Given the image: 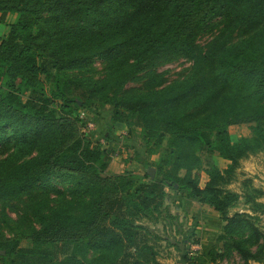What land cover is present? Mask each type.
I'll use <instances>...</instances> for the list:
<instances>
[{
	"label": "trees",
	"instance_id": "trees-1",
	"mask_svg": "<svg viewBox=\"0 0 264 264\" xmlns=\"http://www.w3.org/2000/svg\"><path fill=\"white\" fill-rule=\"evenodd\" d=\"M0 25V264H158L152 226L180 230L166 188L217 213L211 264H264V189L246 176L226 187L264 151V0H0ZM203 32L215 33L201 46ZM179 57L189 71L166 83L156 68ZM105 105L132 139L139 129L127 162L142 176L107 175L111 150L81 132L79 112ZM241 124L250 134L233 136ZM203 154L226 165L200 186Z\"/></svg>",
	"mask_w": 264,
	"mask_h": 264
},
{
	"label": "rangeland",
	"instance_id": "rangeland-1",
	"mask_svg": "<svg viewBox=\"0 0 264 264\" xmlns=\"http://www.w3.org/2000/svg\"><path fill=\"white\" fill-rule=\"evenodd\" d=\"M5 20H12L10 15L5 16ZM8 31V27L5 25H0V36H4ZM215 32H203L199 35L197 42L199 45L204 46L214 35ZM91 74L94 77H101L104 73V62L99 58H94L91 63ZM191 62L185 58L179 57L174 59L168 63L159 65L156 68L157 72H163L164 77L166 79V83L171 82L173 80L182 78L189 71ZM141 85V81H131L126 86H139ZM111 107L108 105L97 107L93 106L90 110H84L87 112L88 117L92 119L95 125V129L87 133L86 137L92 140L93 142L99 141L102 146L106 147V149L111 150V157L109 163L106 168L107 175H114L118 173H122L125 170H131L134 174L138 176H142L144 173V165L139 162H135L131 160L127 162V157L132 154V150L127 147V143H134L136 149L143 151L141 146V138L138 135L139 129L135 128V138L132 139L129 135H127V130L124 124L115 123L111 124L110 116H111ZM109 125V139H104L103 134ZM229 132L238 137L240 135H249L250 130L246 124L241 125H231L229 127ZM158 153L151 155H143V159L145 160H156L158 158ZM203 166L199 171V184L202 186L204 182L207 180V174L204 172V169L209 168L211 166L218 167L222 169L226 165V161L216 157V156H206L202 155ZM251 177L254 186L260 187L264 189V151L258 152L254 155H249L246 158L240 160L239 167L236 169V178L226 187L235 190L237 192L240 191V181L244 177ZM146 180L145 178H143ZM166 191L170 193V195L174 198V202H168L169 209L172 213L178 215L179 221V232L176 231L174 226H167L164 228L162 222H158L156 225L150 226L154 227V233L158 237H162V240H158L156 242V247L158 249V264H185L181 259V250L177 249V243H179V247H183L180 243L181 239L186 238L187 244L186 249L188 250L191 244H194V240H198V245H203L204 242H201V239L205 238V234H207V242L209 241L208 237H211V233H209L214 227H217L216 220L212 214V210L210 208H204V206L199 205L198 203H189L187 202V197L185 193H176L170 188H166ZM264 202V196L260 199ZM5 212L7 217L11 221L16 220L17 216L15 211L9 209V207L5 208ZM1 218V216H0ZM1 223V222H0ZM3 233L5 237H13V233L9 231L7 228H3ZM164 240L163 238H166ZM20 247L23 249L30 247V243L22 239L20 241ZM195 245L193 250H198ZM193 257H199L198 262L203 264V259L201 260V255L196 253L193 254ZM223 264H239L238 258L231 257Z\"/></svg>",
	"mask_w": 264,
	"mask_h": 264
},
{
	"label": "crops",
	"instance_id": "crops-1",
	"mask_svg": "<svg viewBox=\"0 0 264 264\" xmlns=\"http://www.w3.org/2000/svg\"><path fill=\"white\" fill-rule=\"evenodd\" d=\"M187 200V202H189V203H198L199 205H202V206H204V208H210L209 206H207V205H205V204H201V203H199L197 200H195V199H192V198H187L186 199ZM210 210H212L211 208H210ZM212 214H213V216H214V218H215V220H216V225H217V227L215 228H213L209 233H211L212 235H211V237H208L209 238V241L207 242L206 240H207V234H205V238L204 239H201V242H204V244L203 245H198L199 243V241L197 242V243H194V244H191V246L189 247V249H188V251H189V255H191V256H193V254H196V253H198V254H200L201 255V260L203 261V264H211L210 262H209V259H208V257H207V251H208V249L211 247V245H212V243H213V241H214V238H215V236H216V234L218 233V231H219V229H220V226H221V222L219 221V219H218V215H217V213L216 212H214L213 210H212ZM195 245H197L196 247L198 248V250H193L194 249V247H195ZM193 248V249H192ZM226 261H224L223 263H225ZM222 263V264H223ZM198 264H200V262H198ZM251 264H259V263H256V262H251Z\"/></svg>",
	"mask_w": 264,
	"mask_h": 264
},
{
	"label": "built area",
	"instance_id": "built-area-1",
	"mask_svg": "<svg viewBox=\"0 0 264 264\" xmlns=\"http://www.w3.org/2000/svg\"><path fill=\"white\" fill-rule=\"evenodd\" d=\"M79 116L84 119V123L81 126L80 130L82 133L87 135L88 132L93 131V129H95V125L93 124V122L85 119V112L84 111H80Z\"/></svg>",
	"mask_w": 264,
	"mask_h": 264
},
{
	"label": "water",
	"instance_id": "water-1",
	"mask_svg": "<svg viewBox=\"0 0 264 264\" xmlns=\"http://www.w3.org/2000/svg\"><path fill=\"white\" fill-rule=\"evenodd\" d=\"M146 172H147V174L149 175V177L152 179V178H154V174H155V168L154 167H148L147 169H146Z\"/></svg>",
	"mask_w": 264,
	"mask_h": 264
}]
</instances>
